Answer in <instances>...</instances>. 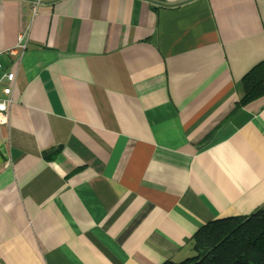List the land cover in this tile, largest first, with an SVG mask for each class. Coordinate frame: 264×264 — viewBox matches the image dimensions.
I'll list each match as a JSON object with an SVG mask.
<instances>
[{
	"label": "crops",
	"instance_id": "1",
	"mask_svg": "<svg viewBox=\"0 0 264 264\" xmlns=\"http://www.w3.org/2000/svg\"><path fill=\"white\" fill-rule=\"evenodd\" d=\"M263 60L264 0H0V264L181 262L263 208Z\"/></svg>",
	"mask_w": 264,
	"mask_h": 264
},
{
	"label": "trees",
	"instance_id": "2",
	"mask_svg": "<svg viewBox=\"0 0 264 264\" xmlns=\"http://www.w3.org/2000/svg\"><path fill=\"white\" fill-rule=\"evenodd\" d=\"M240 85L242 96L235 109L264 95V60L242 76ZM190 244L191 257L162 264H264V207L249 216L210 221L192 235Z\"/></svg>",
	"mask_w": 264,
	"mask_h": 264
},
{
	"label": "built area",
	"instance_id": "3",
	"mask_svg": "<svg viewBox=\"0 0 264 264\" xmlns=\"http://www.w3.org/2000/svg\"><path fill=\"white\" fill-rule=\"evenodd\" d=\"M23 36H19L17 48L24 49ZM14 73L5 71L0 63V126L7 124L10 116V106L12 103V83Z\"/></svg>",
	"mask_w": 264,
	"mask_h": 264
},
{
	"label": "rangeland",
	"instance_id": "4",
	"mask_svg": "<svg viewBox=\"0 0 264 264\" xmlns=\"http://www.w3.org/2000/svg\"><path fill=\"white\" fill-rule=\"evenodd\" d=\"M193 255V252H192V254H191V256Z\"/></svg>",
	"mask_w": 264,
	"mask_h": 264
}]
</instances>
